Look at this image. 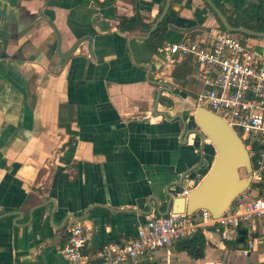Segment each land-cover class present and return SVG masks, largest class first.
I'll return each instance as SVG.
<instances>
[{"label":"crops","instance_id":"obj_1","mask_svg":"<svg viewBox=\"0 0 264 264\" xmlns=\"http://www.w3.org/2000/svg\"><path fill=\"white\" fill-rule=\"evenodd\" d=\"M95 1L104 0H0V264H68L57 249L71 221L87 232V264H101L104 242L175 206L212 161L209 142L199 162L201 138L182 136L199 87L194 63L186 59L193 70L179 86L171 63L131 38L148 29L117 25L136 14L151 25L165 0ZM212 1L227 15L249 2ZM164 20L181 38L219 26L204 0H170ZM148 72L172 85L157 101ZM202 234L200 258L170 247L117 264H264L262 246L243 255L213 228Z\"/></svg>","mask_w":264,"mask_h":264},{"label":"built area","instance_id":"obj_2","mask_svg":"<svg viewBox=\"0 0 264 264\" xmlns=\"http://www.w3.org/2000/svg\"><path fill=\"white\" fill-rule=\"evenodd\" d=\"M156 51L167 63L186 59L194 63L199 80L194 106L213 112L240 136L251 163L250 186L218 217L204 208L192 214L169 211L151 216L128 239L104 242L96 257L101 264L151 260L157 249H168L207 228L232 242H237L239 229H244L241 253L248 255L258 246L264 251V47L215 27L196 39L165 42ZM187 193L184 189V196ZM87 239L83 224L71 221L66 227V241L57 252L68 264H87L83 255Z\"/></svg>","mask_w":264,"mask_h":264},{"label":"water","instance_id":"obj_3","mask_svg":"<svg viewBox=\"0 0 264 264\" xmlns=\"http://www.w3.org/2000/svg\"><path fill=\"white\" fill-rule=\"evenodd\" d=\"M204 1L219 19L224 29L232 33L253 36L259 40L256 44L264 47V31H255L240 25L234 26L228 21L226 14L212 0ZM169 6L170 0H165L161 12L145 34L131 36V38L147 39L161 20L164 19ZM238 6L239 9L233 8L232 11H236L235 16L237 18H244L245 14L241 11L244 10V7L247 8V3ZM148 75L149 72L147 80L158 86L155 101H157L162 91L172 90L170 83L150 79ZM193 110V113L187 119L188 125L179 115L183 120L182 136L186 138L189 134L194 133L201 138L199 162L202 160L201 148L205 141L210 142L212 145L214 155L206 174L200 181L190 187L186 196L179 197L175 206L173 200L171 201V208L170 204L167 203L165 210L158 212L159 215H164L169 211L192 214L194 211L204 208L214 217H218L231 205L236 196L248 190L250 186L251 163L240 136L224 120L208 109L196 106ZM240 167L245 170L246 177L244 179L239 177L238 169ZM244 234L245 230L239 229L237 242L240 248L243 246Z\"/></svg>","mask_w":264,"mask_h":264},{"label":"trees","instance_id":"obj_4","mask_svg":"<svg viewBox=\"0 0 264 264\" xmlns=\"http://www.w3.org/2000/svg\"><path fill=\"white\" fill-rule=\"evenodd\" d=\"M112 1L113 0H104L103 2H95L99 6H104ZM217 6L224 14H226L228 21L232 25L244 26L255 31H264V0H249L247 8L241 11V13L245 14L244 18H237L235 16L236 11H232V9L230 10L232 15H227L226 9L221 4H217ZM234 8L239 9V6L236 5ZM214 16L219 23V27L224 29L215 14ZM117 20V25L120 31H146L150 26V24L144 23L138 14L132 17L119 16ZM241 35L244 37H253L246 34ZM181 36L182 33L178 28L170 26L164 19H162L156 29L143 42L150 50L157 52V47L165 42H176ZM170 67L169 75L179 86H183L186 83L193 70L189 60H175L170 64ZM205 244L206 240L204 235L202 232H197L187 238L176 241L171 247L177 251H185L192 258H200L203 256Z\"/></svg>","mask_w":264,"mask_h":264},{"label":"rangeland","instance_id":"obj_5","mask_svg":"<svg viewBox=\"0 0 264 264\" xmlns=\"http://www.w3.org/2000/svg\"><path fill=\"white\" fill-rule=\"evenodd\" d=\"M194 111V110H193ZM209 148L212 150L213 149V147H212V145L210 144V142H209ZM214 150V149H213ZM238 173H239V177L241 178V179H244L245 177H246V173H245V170H244V168H242V167H240L239 169H238Z\"/></svg>","mask_w":264,"mask_h":264}]
</instances>
